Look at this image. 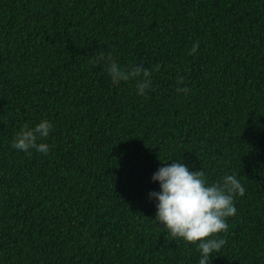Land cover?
<instances>
[{
    "label": "trees",
    "instance_id": "16d2710c",
    "mask_svg": "<svg viewBox=\"0 0 264 264\" xmlns=\"http://www.w3.org/2000/svg\"><path fill=\"white\" fill-rule=\"evenodd\" d=\"M41 120L47 155L11 147ZM178 160L246 190L211 264H264V0H0V264H199L149 197Z\"/></svg>",
    "mask_w": 264,
    "mask_h": 264
},
{
    "label": "clouds",
    "instance_id": "9594fccd",
    "mask_svg": "<svg viewBox=\"0 0 264 264\" xmlns=\"http://www.w3.org/2000/svg\"><path fill=\"white\" fill-rule=\"evenodd\" d=\"M199 47L195 42L191 51ZM94 65L103 64L108 71L113 84L121 81H136L138 95H145L153 88L152 71L143 64L121 67L111 56L101 52L92 61ZM183 77L178 78V84H183ZM188 87H177L178 93L187 95ZM53 125L48 120H41L34 127L24 124L14 135L11 147L15 150L35 151L47 155L49 145L37 143L49 137ZM153 182H159L160 192L149 193L150 199L158 201L155 220L162 224V232L173 239L196 244L200 252L199 264H211L213 253H219L227 243L217 234L226 233L228 224L226 218L236 215L235 198L244 196L245 188L235 175H225L221 182L206 186L205 173L190 171L181 161L161 167L152 176ZM199 242V243H197Z\"/></svg>",
    "mask_w": 264,
    "mask_h": 264
}]
</instances>
